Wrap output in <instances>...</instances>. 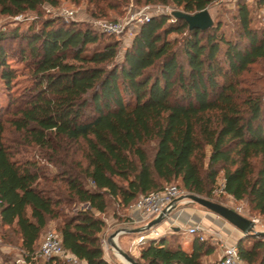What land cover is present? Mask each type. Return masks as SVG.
I'll return each instance as SVG.
<instances>
[{
    "label": "trees",
    "instance_id": "obj_1",
    "mask_svg": "<svg viewBox=\"0 0 264 264\" xmlns=\"http://www.w3.org/2000/svg\"><path fill=\"white\" fill-rule=\"evenodd\" d=\"M60 1L0 0V14L39 16L44 5ZM63 1H86L94 18L125 2ZM213 1L143 4L194 15ZM247 1H236L231 38L221 21L202 31L154 16L120 62L121 41L81 23L39 16L25 30L0 32V79L8 91L0 115L4 247L34 253L55 222L67 252L85 264H109L100 233L112 202L128 209L169 185L211 198L219 178L223 194L264 215V26H255ZM219 55L227 82L217 71ZM8 56L24 64L30 80L18 96L11 93L18 75ZM35 148L56 169L53 175L25 156ZM139 246L134 260L142 264H205L214 254L213 244L198 239L186 252L176 235ZM236 247L243 264H264L263 237L245 236Z\"/></svg>",
    "mask_w": 264,
    "mask_h": 264
},
{
    "label": "rangeland",
    "instance_id": "obj_2",
    "mask_svg": "<svg viewBox=\"0 0 264 264\" xmlns=\"http://www.w3.org/2000/svg\"><path fill=\"white\" fill-rule=\"evenodd\" d=\"M236 1L237 0H214L211 6L207 8L213 23H216L217 21H221L222 29L225 32L227 37H232L233 30L235 29V23L233 20V16L236 13ZM257 0H248V5L251 9L253 22L256 27L264 26V4L263 5H257ZM145 7L149 8V13L152 15H166L170 14L172 11H177L173 6H163L161 4H149L144 5L143 0H125L122 4H118V8L115 10H107L106 16L101 18H94L90 15V9L86 1H82L80 5H74L69 1H60V4L55 7H49L48 5H44L41 9L40 17L41 18H49V19H55L58 18L66 23L69 22H77L81 23L83 25H88L93 29V26L91 24V21L93 20H101V21H107V22H116V23H124L127 18L134 15L138 11L144 9ZM65 11H73L74 15L73 17L69 18L65 16ZM37 14L33 13H26L21 14L15 17H8L0 14V32L4 33L6 31H9L14 28H19L21 30H25L28 28L31 24H33L35 21H38ZM134 27L137 25L133 24ZM127 29V28H126ZM137 29V28H136ZM135 29H132L130 33L127 31L126 35L121 36H114L117 40L121 41V47L118 55V62L121 61L124 50L130 45V42L133 37V33H135ZM101 34V33H100ZM106 35V34H105ZM13 51L17 50L16 45L14 44L11 48ZM222 50H224V47L222 46ZM7 63L9 64L10 68L15 69L17 72V79L14 82V88L12 90V95L18 96L20 92L27 86L30 85V80L26 76L25 72V66L22 64L18 59H16L14 56H8ZM216 66L217 71L220 76L221 82H227L229 79V75L224 68V64L222 61L221 55L218 56L216 59ZM8 91L4 85V83L0 79V115L4 114V111L8 104ZM5 138H13L14 135L10 133H5ZM27 158H31L34 161H37L38 164L45 169V173L47 175H53L56 172V169L51 165L46 163L45 159H42L40 157V153L35 148L31 154L25 155ZM221 184L222 180L219 178L217 180L216 190L213 192L211 198H206L208 200H211L215 203L221 204L229 209H232L234 211L239 212L242 216H244L247 219L250 220H256L257 223L254 227L255 232H264V215H259L254 212H252L247 204L245 202H236L231 197L223 194L221 192ZM185 194L189 195L186 191H184ZM189 205L195 207L198 210L208 212L206 209L200 207L199 205L195 203H189ZM77 208L82 209L81 205H78ZM128 212L127 209L122 208L121 206H118L116 202H112L110 205L109 210L103 216L104 219V227L102 232L100 233V241L105 240L106 242H110L108 245V249H103L104 254L105 251H109V253H114L116 255L117 260L121 261L123 264H129L126 262L117 252L116 247H118L122 252L128 254L133 259H136L139 261V257L132 256L129 254L128 250L130 249V244H135L133 241V236H128L129 229V223H128ZM128 223V224H127ZM122 229L128 230L126 233L117 236V232L121 231ZM56 232V223L50 222L45 230L43 231V235L48 232ZM147 233V232H146ZM1 234V230H0ZM116 236H113L115 235ZM143 235V234H142ZM147 235V234H146ZM169 236V235H168ZM248 236V235H245ZM243 236V238L245 237ZM252 236V235H250ZM242 238V239H243ZM189 239H193L192 235H188V237H182V241L184 244L185 250H188L189 246ZM116 240V241H114ZM136 242V241H135ZM215 243V242H214ZM248 243V242H247ZM137 245V243H136ZM219 246V244H218ZM214 246V254L210 256L209 258H205V264H208L209 262H214V264H219V261L221 259L222 251L220 250V247ZM17 253V249L10 248V247H4L0 249V264H5L4 261H8L9 259H12ZM105 256V255H104ZM4 257V258H3ZM10 257V258H9ZM107 258V257H106ZM110 258V264L115 263L117 260L116 258H113L111 254H109ZM10 263V262H9ZM138 264H142L141 262H137Z\"/></svg>",
    "mask_w": 264,
    "mask_h": 264
},
{
    "label": "built area",
    "instance_id": "obj_3",
    "mask_svg": "<svg viewBox=\"0 0 264 264\" xmlns=\"http://www.w3.org/2000/svg\"><path fill=\"white\" fill-rule=\"evenodd\" d=\"M173 12L174 11L170 12V14H166L171 18L170 22H174L176 20L172 16ZM73 15V11H65L66 17L71 18L73 17ZM152 17H154V15L149 13L148 7H145L144 9L127 18L124 23L93 20L91 21V24L93 26V30H95L96 32L114 36L126 35L127 31L130 33L132 29H135L136 31L135 33H133L134 37L135 34L139 31L140 27L144 23L148 22ZM133 24L137 26L134 27ZM186 196L187 194H185L183 190L174 185H169L164 187L163 190L159 192L141 196L133 205H131L127 209V212L134 210L139 213V216L141 218L140 224H142V232H147L148 234L153 235L155 238H158L160 234L157 232L155 227L147 229V225L150 221L157 219L158 217H161L162 221L170 220L172 212L177 209L180 203H191V201L188 200ZM1 203L2 202L0 200V205ZM248 220L252 223L254 230L257 221L250 219ZM127 231L128 230L122 229L121 231L117 232V236L122 235ZM185 231L189 235H195L200 242L205 241L207 236L210 235V232L207 229H203L199 226H190L185 229ZM146 238L147 236H145L144 234L141 235V237L137 241V245L143 243L145 240H148ZM214 241H216L215 237ZM109 244L110 242L108 241H101V246L103 249H108ZM219 246L220 250L222 251L220 264H243L240 259L236 244L232 245L225 242H220ZM2 248H4V246L0 238V249ZM51 260L59 261L62 264H85L83 261L67 252L61 244L59 235L52 231H48L43 235L40 246L34 253H26L23 250H17L16 255L11 259L10 264H34L38 261H40L41 264H47Z\"/></svg>",
    "mask_w": 264,
    "mask_h": 264
},
{
    "label": "crops",
    "instance_id": "obj_4",
    "mask_svg": "<svg viewBox=\"0 0 264 264\" xmlns=\"http://www.w3.org/2000/svg\"><path fill=\"white\" fill-rule=\"evenodd\" d=\"M127 216H128V223H129L128 225L129 227H131V229H129L130 233L128 234V236L130 237L133 236L132 239L135 243V244H132L133 243L132 242L130 244V249L128 250V252L133 257L137 256L140 259V252H139L140 246L136 245V243L141 237V235L144 234L145 236H147L146 239H156V238L151 234L143 233L142 231H139V230H142L141 229L142 224H140L141 218L139 216V213L132 210V211H128ZM190 226L191 227L199 226L203 229H207L210 232V235L207 236L206 240H208L214 246L215 245L218 246L220 242H225L227 244L235 245L237 244L239 240L243 238V234L241 232H239L237 229H235L233 226H231L229 223H227L225 220L218 217L217 215L209 211L204 212V211L198 210L189 204H183V203H180L177 209L172 212L170 220L162 221L160 224L153 226V227H155V229L160 234V236H168V235L169 236L170 235L179 236L180 245L182 249L186 252H191L194 240H196L197 237L195 235L194 236L192 235L193 239L188 240L189 246H190L188 247V250H185L184 244L182 241V237H185V238L188 237L189 234H187L185 229H187ZM214 237L216 238V241H214ZM109 254H111L113 258H116V255L111 252L109 253V251H105L104 258L110 264L111 260L109 258ZM113 264H123V263H121V261H119L118 259Z\"/></svg>",
    "mask_w": 264,
    "mask_h": 264
},
{
    "label": "water",
    "instance_id": "obj_5",
    "mask_svg": "<svg viewBox=\"0 0 264 264\" xmlns=\"http://www.w3.org/2000/svg\"><path fill=\"white\" fill-rule=\"evenodd\" d=\"M172 16L176 20L177 19L184 20L187 23L189 30L196 29L203 31L210 28L213 25V20L207 9L199 13H196L194 15H189L180 11H175L172 13ZM186 198L190 200L192 203H195L200 207L206 209L207 211L222 218L231 226H233L235 229H237L239 232H241L243 236L253 235L264 238V232H255L253 230L252 223L247 218L243 217L236 211L229 209L221 204L215 203L211 200L199 197L197 195L189 194L186 196ZM161 222H162V218L158 217L157 219H154L147 225V229L156 226ZM113 236H116V234ZM116 250L118 254L129 264H138L132 257L122 252L118 247H116Z\"/></svg>",
    "mask_w": 264,
    "mask_h": 264
},
{
    "label": "bare ground",
    "instance_id": "obj_6",
    "mask_svg": "<svg viewBox=\"0 0 264 264\" xmlns=\"http://www.w3.org/2000/svg\"><path fill=\"white\" fill-rule=\"evenodd\" d=\"M115 241V240H114Z\"/></svg>",
    "mask_w": 264,
    "mask_h": 264
}]
</instances>
